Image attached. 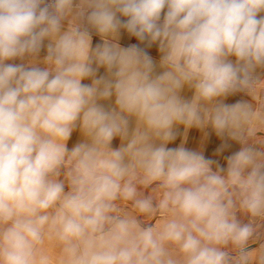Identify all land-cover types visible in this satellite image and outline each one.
Wrapping results in <instances>:
<instances>
[{
	"label": "clouds",
	"instance_id": "9594fccd",
	"mask_svg": "<svg viewBox=\"0 0 264 264\" xmlns=\"http://www.w3.org/2000/svg\"><path fill=\"white\" fill-rule=\"evenodd\" d=\"M257 126L264 0H0V264H264Z\"/></svg>",
	"mask_w": 264,
	"mask_h": 264
},
{
	"label": "crops",
	"instance_id": "0c3cea01",
	"mask_svg": "<svg viewBox=\"0 0 264 264\" xmlns=\"http://www.w3.org/2000/svg\"><path fill=\"white\" fill-rule=\"evenodd\" d=\"M97 38H94V40ZM137 41H135V38H128L126 35L124 37V39L122 40V43H135ZM152 51V54L154 56H156V53L154 50H150ZM158 59V57H157ZM190 94V93H189ZM79 138V134L78 133H74L73 134V138L72 140L69 142V146L71 147L73 143L76 142V140ZM253 140L257 141L258 144H264V127L261 126H257L255 129V134L252 137ZM179 141H177L178 143ZM119 143V141H114V146H117ZM220 144V140L213 134L211 135L207 140L203 139L202 134L196 130V129H192L190 130L189 133V142H188V147H191L193 149L196 150H204L206 155H213L214 150L216 149V147H218V145ZM240 146L237 144L233 145V150L238 149ZM213 158H215L213 156ZM154 187V186H151ZM151 187L149 189H147L146 191H151ZM153 195H157V193H153ZM118 206L120 207V209L123 212L128 213L129 215H136L134 210L131 208L130 204L125 203V202H118ZM138 219L141 220V222H150L154 225H158L160 223H162L163 221V217L161 216H156L153 217L150 221L148 220V218L146 217H139Z\"/></svg>",
	"mask_w": 264,
	"mask_h": 264
},
{
	"label": "rangeland",
	"instance_id": "374dc122",
	"mask_svg": "<svg viewBox=\"0 0 264 264\" xmlns=\"http://www.w3.org/2000/svg\"><path fill=\"white\" fill-rule=\"evenodd\" d=\"M43 250L52 257H59L61 254V246L55 239L54 235L46 236Z\"/></svg>",
	"mask_w": 264,
	"mask_h": 264
}]
</instances>
